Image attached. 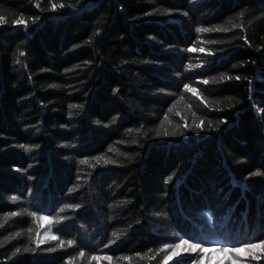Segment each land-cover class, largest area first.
Masks as SVG:
<instances>
[{
	"label": "trees",
	"instance_id": "obj_1",
	"mask_svg": "<svg viewBox=\"0 0 264 264\" xmlns=\"http://www.w3.org/2000/svg\"><path fill=\"white\" fill-rule=\"evenodd\" d=\"M0 16V264H264V0Z\"/></svg>",
	"mask_w": 264,
	"mask_h": 264
},
{
	"label": "rangeland",
	"instance_id": "obj_2",
	"mask_svg": "<svg viewBox=\"0 0 264 264\" xmlns=\"http://www.w3.org/2000/svg\"><path fill=\"white\" fill-rule=\"evenodd\" d=\"M177 244H179V247H176ZM190 245L191 244L188 243H182V240L178 239L172 248L175 249L176 252H194L197 250L203 251V254L201 256L202 263L226 264L228 259L231 262V258H228V251L225 249L201 247L200 249L193 250Z\"/></svg>",
	"mask_w": 264,
	"mask_h": 264
},
{
	"label": "snow or ice",
	"instance_id": "obj_3",
	"mask_svg": "<svg viewBox=\"0 0 264 264\" xmlns=\"http://www.w3.org/2000/svg\"><path fill=\"white\" fill-rule=\"evenodd\" d=\"M52 7L55 8L56 5L53 4ZM60 7H63V5H60ZM4 22H5L4 17L3 16H0V23H4ZM21 22H23V21H14V23H21ZM201 31H209V29H202ZM184 87H185V89H189V86L188 85H185ZM254 175H260V173L259 172H256V173H254ZM13 199H15V198H13ZM68 207H73V206L69 205ZM61 211H63V209ZM12 215H16V214L13 213ZM41 219H47V218L46 217H42ZM69 243H71V242H69ZM182 243H189V242L188 241H182ZM176 247H179V244H177ZM190 247L193 250H195V249L201 248V245H199V244H191ZM81 255H83V253H81Z\"/></svg>",
	"mask_w": 264,
	"mask_h": 264
}]
</instances>
